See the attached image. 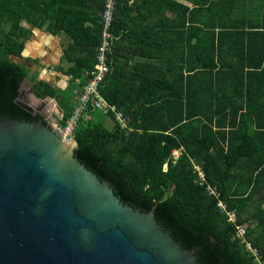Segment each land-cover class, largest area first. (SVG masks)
Masks as SVG:
<instances>
[{
    "label": "trees",
    "instance_id": "obj_1",
    "mask_svg": "<svg viewBox=\"0 0 264 264\" xmlns=\"http://www.w3.org/2000/svg\"><path fill=\"white\" fill-rule=\"evenodd\" d=\"M104 4L0 0V118H40L16 100L29 73L12 59L39 29L63 35L67 66L57 68L69 79L30 89L54 98L65 123L77 103L74 79L91 77L96 62ZM109 31L99 91L127 127L110 112L105 126L88 105L74 128L75 157L123 203L154 208L163 229L196 248L198 264H264V0H117ZM239 225L260 263L236 236Z\"/></svg>",
    "mask_w": 264,
    "mask_h": 264
},
{
    "label": "water",
    "instance_id": "obj_2",
    "mask_svg": "<svg viewBox=\"0 0 264 264\" xmlns=\"http://www.w3.org/2000/svg\"><path fill=\"white\" fill-rule=\"evenodd\" d=\"M39 70L16 97L33 113L44 103L26 94V80ZM59 117L0 118V264H198L196 248L163 229L154 208L123 203L75 157Z\"/></svg>",
    "mask_w": 264,
    "mask_h": 264
},
{
    "label": "built area",
    "instance_id": "obj_3",
    "mask_svg": "<svg viewBox=\"0 0 264 264\" xmlns=\"http://www.w3.org/2000/svg\"><path fill=\"white\" fill-rule=\"evenodd\" d=\"M116 1L117 0H105L104 9L102 12L103 29L101 33V40L100 44L97 47L95 57L96 62L91 72V77L86 79L83 83H80L81 79L79 78L74 79V83L76 85H79V88L75 89L77 103L74 106L72 113L66 119L65 123L59 128L63 138L67 141H70L73 138L74 128L79 120V117L83 114L84 110L88 105H90L94 110L98 109L103 111L104 113H112L114 115V120L119 124L121 128L127 127V121L123 116L122 112L119 111L115 105L107 102L102 97L99 91V86L101 82L109 72V65L107 62L108 58L106 56V52L110 50L113 39V36L109 31V27L113 20V10ZM61 115L62 113H60V116ZM180 151V148L173 150V161L178 157ZM198 175L199 178L203 181V175L200 171L198 172ZM207 189L212 192V189L210 187H208ZM217 206L221 209V211H226V213L228 214L229 221L235 220L234 213L227 211L223 202L219 201L217 203ZM244 234V227L241 225L237 226L236 236L241 239V242H245L246 248L254 254L255 259L260 263L255 248H252L251 244L245 240Z\"/></svg>",
    "mask_w": 264,
    "mask_h": 264
},
{
    "label": "crops",
    "instance_id": "obj_4",
    "mask_svg": "<svg viewBox=\"0 0 264 264\" xmlns=\"http://www.w3.org/2000/svg\"><path fill=\"white\" fill-rule=\"evenodd\" d=\"M63 35H52L49 32L39 29H33L32 35L25 43V48L22 52L21 63L28 67L29 75L35 69L39 68V73L35 80H44L53 86L64 87L61 80L64 78L67 84L66 76L57 69L63 51H62ZM18 58V57H17ZM34 80V81H35ZM28 88L26 87V94L33 97L34 99L44 103L40 109V113H44L46 118L53 120L52 115L57 116L60 114V107L56 104L54 108H47L46 103H54L55 100L47 102V98L36 97L30 89L31 82L26 80ZM57 102V101H55ZM57 108V109H56Z\"/></svg>",
    "mask_w": 264,
    "mask_h": 264
},
{
    "label": "rangeland",
    "instance_id": "obj_5",
    "mask_svg": "<svg viewBox=\"0 0 264 264\" xmlns=\"http://www.w3.org/2000/svg\"><path fill=\"white\" fill-rule=\"evenodd\" d=\"M257 2H258V0H255V4H257ZM258 7V5H255V7H253V8H257ZM63 41H64V37H63ZM13 60H15V61H17V62H20L21 63V59H19V58H17V57H13L12 58ZM24 67H26L27 68V70H28V67L27 66H25L23 63H21ZM67 66V64L63 61V60H60V62H59V64L57 65V67H63V68H65ZM58 69V68H57ZM65 76V75H64ZM67 79H69V77H67L66 76V79L65 80H67ZM62 80H64V78H62ZM61 80V83H62V85H66V83H65V81H62ZM28 85L29 84H27V82H26V87L28 88ZM51 100H54V99H50V98H48V100H47V102H50ZM47 104V108H54V107H56V105H55V103H46ZM54 106V107H53ZM57 109V108H56ZM91 117H93L95 120H101L102 121V123L105 125V126H107V127H111L112 126V123H113V121H112V119H110V118H108L106 115H105V113L103 112V111H101V110H95L94 112H92L91 114ZM90 117V116H89ZM51 122V124L52 125H55V123H53V121H50ZM251 209H252V207H250Z\"/></svg>",
    "mask_w": 264,
    "mask_h": 264
},
{
    "label": "flooded vegetation",
    "instance_id": "obj_6",
    "mask_svg": "<svg viewBox=\"0 0 264 264\" xmlns=\"http://www.w3.org/2000/svg\"><path fill=\"white\" fill-rule=\"evenodd\" d=\"M21 98H22V96H21ZM30 108H31V110L34 112L33 107L30 106ZM36 113H38V114L40 115V118L43 120L44 123H46V124L51 123L50 120H49V118H46V117H44V116H41V113H39V112H36ZM58 116H60V114H58ZM40 118H39V119H40ZM61 119H62V115L59 117V122L61 121Z\"/></svg>",
    "mask_w": 264,
    "mask_h": 264
}]
</instances>
